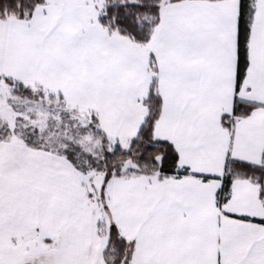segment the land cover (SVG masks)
Instances as JSON below:
<instances>
[{
	"label": "snow or ice",
	"instance_id": "snow-or-ice-1",
	"mask_svg": "<svg viewBox=\"0 0 264 264\" xmlns=\"http://www.w3.org/2000/svg\"><path fill=\"white\" fill-rule=\"evenodd\" d=\"M0 264H264V0H0Z\"/></svg>",
	"mask_w": 264,
	"mask_h": 264
}]
</instances>
